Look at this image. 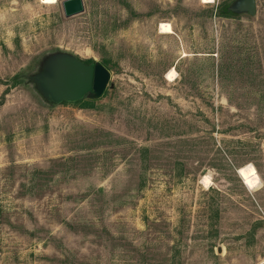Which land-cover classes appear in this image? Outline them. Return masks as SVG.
Here are the masks:
<instances>
[{
  "label": "rangeland",
  "instance_id": "374dc122",
  "mask_svg": "<svg viewBox=\"0 0 264 264\" xmlns=\"http://www.w3.org/2000/svg\"><path fill=\"white\" fill-rule=\"evenodd\" d=\"M243 1L0 0V264H264V0ZM64 58L104 65L103 93L57 96Z\"/></svg>",
  "mask_w": 264,
  "mask_h": 264
},
{
  "label": "water",
  "instance_id": "95a60500",
  "mask_svg": "<svg viewBox=\"0 0 264 264\" xmlns=\"http://www.w3.org/2000/svg\"><path fill=\"white\" fill-rule=\"evenodd\" d=\"M61 4L65 16L83 10V0H62ZM243 8L253 14L255 0H244ZM57 69V77L48 79V86L61 99L68 100L78 99L91 90L97 96L101 95L110 76L109 70L101 63H85L75 58L60 60Z\"/></svg>",
  "mask_w": 264,
  "mask_h": 264
},
{
  "label": "bare ground",
  "instance_id": "6f19581e",
  "mask_svg": "<svg viewBox=\"0 0 264 264\" xmlns=\"http://www.w3.org/2000/svg\"><path fill=\"white\" fill-rule=\"evenodd\" d=\"M42 1L49 3V2H56L57 0H42ZM204 1L208 2L211 0H204ZM160 29L162 32H171L172 31L169 23H163L162 22L160 24ZM172 74H173V69L167 73L168 78H170L172 76ZM207 178L208 177L205 175L204 180L206 181ZM243 180H244L245 184L251 185L252 182H255L257 180V175L256 174L249 175V176L245 177Z\"/></svg>",
  "mask_w": 264,
  "mask_h": 264
},
{
  "label": "trees",
  "instance_id": "16d2710c",
  "mask_svg": "<svg viewBox=\"0 0 264 264\" xmlns=\"http://www.w3.org/2000/svg\"><path fill=\"white\" fill-rule=\"evenodd\" d=\"M84 62L88 63V61H84Z\"/></svg>",
  "mask_w": 264,
  "mask_h": 264
}]
</instances>
